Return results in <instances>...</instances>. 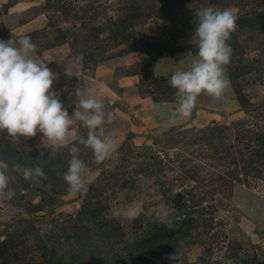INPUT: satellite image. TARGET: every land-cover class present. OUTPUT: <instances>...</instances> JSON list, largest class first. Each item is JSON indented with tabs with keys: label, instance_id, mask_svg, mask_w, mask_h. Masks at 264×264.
<instances>
[{
	"label": "rangeland",
	"instance_id": "374dc122",
	"mask_svg": "<svg viewBox=\"0 0 264 264\" xmlns=\"http://www.w3.org/2000/svg\"><path fill=\"white\" fill-rule=\"evenodd\" d=\"M208 6L237 17L230 85L153 127V114L143 117L155 103L178 114L168 81L196 55L195 11ZM13 35L37 45L70 115L77 88L114 112L104 127L115 149L96 163L80 145L90 173L87 191L73 193L68 148L51 154L39 132L13 141L0 131L14 192L0 199V264H170L176 247L182 264H264V0H0V39ZM86 133L78 121L70 128ZM17 163L46 179L26 180Z\"/></svg>",
	"mask_w": 264,
	"mask_h": 264
},
{
	"label": "clouds",
	"instance_id": "9594fccd",
	"mask_svg": "<svg viewBox=\"0 0 264 264\" xmlns=\"http://www.w3.org/2000/svg\"><path fill=\"white\" fill-rule=\"evenodd\" d=\"M195 17V40L192 38L191 42L196 45V55L193 57L189 52V67L175 71L168 81L177 90V113L184 118L191 116L198 96L207 94L220 99L229 87L225 66L230 62L232 48L227 42L237 27V17L230 8L202 7L195 11ZM36 49L37 45L27 35L0 39V131H6L13 141L35 137L39 132L42 137L37 147L50 149L51 154L68 148L69 166L63 179L69 192H86L90 169L79 156L80 145L92 151L96 163L110 157L115 142L106 135L104 125L111 124L115 114L106 109L92 90L77 88L75 110L70 115L60 95L53 90L56 74L42 56L35 55ZM65 74L68 75V69ZM76 121L87 129L86 135L70 136V128ZM12 168L26 180L46 179L39 165L26 168L17 163ZM9 183V175L0 167V199H11L14 195ZM160 222L167 225L171 220L161 216ZM177 244L182 241L177 240ZM166 259L170 264H182L179 247L168 253Z\"/></svg>",
	"mask_w": 264,
	"mask_h": 264
},
{
	"label": "crops",
	"instance_id": "0c3cea01",
	"mask_svg": "<svg viewBox=\"0 0 264 264\" xmlns=\"http://www.w3.org/2000/svg\"><path fill=\"white\" fill-rule=\"evenodd\" d=\"M172 107H173V104H169V103H162V104H160V103H155L150 109H151V111H150V113H147L148 115H146L147 117H143V119H144V121H146L147 123L149 122V120L151 119V118H149L148 116H149V114H153L152 116H153V123H152V126L154 127V125H155V123L157 122V120H159V122H161L164 126H165V128H167L166 126H170V125H172L171 123H173L174 121H176L177 119H179L178 118V114H176V110H173L172 109ZM161 108H163L162 110H164L165 109V112H167V110H172V111H174L173 113H175V115H170L169 117H167L165 120L163 119V117H161V118H159V115H161L162 116V114H161ZM149 109V110H150ZM153 110V111H152ZM155 118H159V119H155ZM160 123V124H161ZM144 125V124H143ZM145 127H149V124H146V125H144ZM136 129V128H135ZM135 131V130H134Z\"/></svg>",
	"mask_w": 264,
	"mask_h": 264
}]
</instances>
